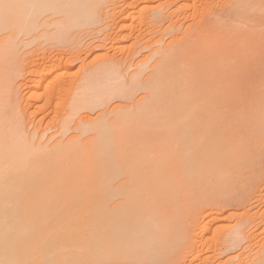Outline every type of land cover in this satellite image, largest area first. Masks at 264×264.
<instances>
[{
	"label": "bare ground",
	"instance_id": "1",
	"mask_svg": "<svg viewBox=\"0 0 264 264\" xmlns=\"http://www.w3.org/2000/svg\"><path fill=\"white\" fill-rule=\"evenodd\" d=\"M117 1L120 0H0V32L4 33L6 29L9 30L8 32L11 31L10 34L4 33L3 35V33H1L3 36H0L4 37L7 35L0 39V264H97L100 260L117 259L122 261L152 262L153 264H156V262H159V264L160 262L164 263V260L170 256V251L177 246L179 242L183 241V235L185 234V214L187 213L185 210L187 209L186 206L191 202L189 195L183 192V188L186 187L183 176L187 174V172L192 171V168L189 169L190 167L188 166L190 164L196 165V171L198 172L202 168L201 166L209 167L214 165L217 171L227 173L230 172V168L234 165L244 166L245 164H251L255 158L260 155L258 151L259 148L261 150L262 144L264 143V90L261 92V87L259 89L258 85L264 84L262 82L264 80V71H262L264 67L257 68L256 65L257 62L260 63V66L264 65V56L262 58L264 51H262V54L258 52L259 55L261 54V58H255L258 55L256 53L255 59L253 55H249L248 51L251 47L258 50L257 46L259 43L257 46L255 44L260 38L262 39L263 36H260L259 40L256 41V38L254 39L251 37L252 32H250V35L248 34L249 29H246V32L242 27L239 29H231L232 23H226V21H229L227 19H229L231 15H229V18H224L226 20L221 19L218 15L214 16L215 19L219 18L214 21L215 24H213L214 22L212 21L214 20L213 17L211 20L209 19L213 22L212 24L209 23V20L207 21L211 26L206 27L204 25V30L202 29L203 32L200 30L199 33L197 32L194 36L192 35V38H195L193 41L190 37V39H187L189 42L191 41V44L186 46L187 44L185 43L188 42H183V44H185L183 47L181 43L183 48L177 51L184 56H180L184 63L180 58L179 61L185 65L186 63L188 65L189 63L192 64L193 70L188 68V65L185 70L183 68V70L176 69L178 73L174 72L172 69L169 70L173 67V62H171L172 67H170V64H168L169 62H167V59H169L167 57L169 55L166 56L162 53L164 58L161 57L162 59L157 61L158 67L154 65L156 71L152 67L155 73L146 78L147 80H144L145 83H143L142 88L148 91L146 92L148 95L146 98L144 97L146 100L144 98L140 100L145 103H143L144 106H141L140 112L143 110L142 113H151L155 108L157 110V107L161 104H169V116H165V121H167V123H165V121H161V124L160 122L157 123L158 119L156 120L157 116H155L153 118L151 117L148 122L142 124L135 122V124L132 125L135 118L133 119L132 116L130 117L131 120L130 118L126 119L130 114L125 116L122 113L123 118L121 117V120H123L124 123V119H126V123L127 120L128 123L130 120L132 123H129L131 126L126 125L128 128L124 130V132L117 128L116 134H114L115 131L113 132V137H116L115 140L112 139L111 136L112 141H107L108 138L105 137V135L110 132V130L109 132L107 130V128L109 129V127H107L108 125L106 126L105 123H101V125L94 126V123H92L93 126L91 127L95 129L97 134L93 139H90L92 141L88 140L89 143L84 141L83 144L82 142L80 144L79 140H76V142H79L73 143L72 140L69 139L70 142L67 141L68 143H64V145L60 146L58 141L56 145H59L57 147L56 145L53 146L54 148L51 150L49 146L47 147L49 150L45 148L49 143H47L45 147H40L41 149L35 148L36 144H31L33 137L26 138V136L30 135H26L27 131L25 128L28 127V125L23 129V124L21 122L23 114L17 112L18 114H22L20 117L17 116L18 114L16 113V111L19 110L16 106L18 103L15 104V101H12L14 99L11 100L10 93H7L8 86L10 88L12 87L11 84H13L10 83V79H12L13 76V78H16L15 72L17 67H14L16 63V55L14 52L17 50L16 47H19V45H17L18 43H16L18 36L21 35V33L29 37L32 35L33 37L29 40L30 43L36 42V40L41 39L47 33L44 32L42 35H37L35 37L36 32L44 27L50 28L51 26H55L52 28L54 31L52 30L46 37V41L56 39V41L59 40L58 42L62 43L65 41V38H61V35H65L64 33L66 31H62L64 33L60 31L64 30V27L65 30H67L73 27H93V25L97 23L100 24L104 20L102 18V13L110 10V7H107L111 2L112 4L114 2L115 5ZM162 1L163 3H159L164 4L166 1V6L164 5L163 7H166L167 10L172 7L171 3H174L173 0ZM204 1L206 2L207 0ZM209 1L211 2L212 0ZM139 2H141V0ZM213 2L215 1L213 0ZM213 2L209 4L212 5ZM124 3L120 2L122 5ZM162 4H160V6ZM167 4H170L171 7L169 5L170 8H168ZM205 4L208 5V2ZM114 5L112 6L114 7ZM229 5H231V2H229ZM256 5H260V7L256 9L260 8L263 10L264 0H237V4L235 2V7H232L231 10L234 11V13L229 12L231 14L236 13L237 16L241 14L243 18L240 17V19H244L247 15L245 14V16L242 14L246 13V9L248 13V9L251 7L252 10L253 6L257 7ZM125 7L126 6L123 8ZM163 7L159 8L163 10ZM229 7L231 8V6H228V8ZM159 8L156 13L152 12L154 13V15L152 14L154 23L155 19L157 21H160L162 18L164 19V10H160V12ZM211 9L208 8V10ZM127 10L128 9H122L120 11L122 13L124 12V17H126V14H129L126 13L129 12V10ZM243 10L245 11L244 13ZM166 11L165 13H167ZM108 12L106 13V17L109 15ZM171 12L174 15L175 11H173V9ZM122 13L121 17L123 16ZM172 13L169 15L171 16ZM177 13L179 14V12ZM215 13L216 12H214V14ZM226 13L228 14V12ZM203 14H205V11ZM48 15H51V19H53V16H61L62 19L59 17L58 20L54 18L55 22L52 23V21V24L46 23L49 21L41 22L44 16ZM212 15L213 14L210 16L212 17ZM233 16L234 15H232V17ZM237 16L231 17L230 21L239 24V21L237 20V22L235 18ZM47 18V20H49V17ZM143 18L144 16L141 19ZM200 18L202 19V17ZM150 20H152V18H150ZM217 20H220L219 22L223 20L225 26L226 24L231 26L224 27L222 25L223 22L218 23L220 24L218 25L216 24L218 22ZM60 21L62 22V26L59 27V29L56 27L59 26L58 23ZM250 21L252 20L250 19ZM254 21H256V19ZM150 22L147 23L149 24ZM56 23L58 26L54 25ZM106 26L110 27L109 24ZM249 26L251 27L252 25L249 24L248 27ZM196 27L197 26H195V28ZM257 27L258 25L256 28L253 27V31L254 28L257 30ZM12 30H15V33L12 32ZM105 30H107V28ZM193 32L195 33L194 30ZM254 32L253 34L255 35ZM259 32L261 35V31ZM33 33L35 34L33 35ZM56 36L58 37L56 38ZM163 39L164 38H162L161 43H163ZM113 40H115V38H113L112 41ZM156 41H158V39L153 42ZM159 41H161V38ZM170 43L172 44V42ZM262 43L264 45V41ZM259 47H261V45ZM170 48L168 49L167 47V52L169 50L171 51ZM249 52L251 53L252 51ZM179 54L177 55L179 56ZM11 56H14V58ZM191 57H194V59L191 60ZM11 59L14 60V64L10 67V62H13ZM185 59L186 61H184ZM175 60H178V58H175ZM68 61H70V59ZM113 61L115 60L113 59ZM113 61H109V63L105 62L106 64H103V70L97 67L94 71L92 70L96 74L92 71L88 72V70L82 72L80 75L78 74L80 78L75 81V88H72L73 91H75V96L73 95V97H75V103L72 104V109H81V107L89 108L92 104L93 107H97V105L102 102L100 91L95 88L96 80H98L96 75H107L109 77L112 71H114L113 76H117V68L114 69V65L116 64ZM142 61H140V63ZM110 63L114 64L113 68L110 67L112 66ZM46 66L47 65H44V63L40 65L37 60H32L29 68L31 67L30 69L34 70H29V75H32L31 72H35L34 74L37 76L33 75L38 79H32L33 84L31 86H26L24 83L25 86L29 87L31 89L30 91H32V93L30 92L29 100L31 98L34 99L38 94L40 95V93H37V90L46 82L43 79L46 75H44V73H46ZM57 66L58 65H55V67ZM184 68L186 67L184 66ZM7 69H9V73ZM18 69L20 70L19 67ZM12 71L14 74L10 73ZM166 71H169V74H167ZM27 72L25 73L28 74ZM115 72L117 74H115ZM140 72H138L139 75ZM25 73L23 72L22 74ZM51 73L53 74V72ZM175 73L181 77H178V75L176 76ZM9 74L13 75L10 77ZM139 75L138 77L136 75V77H132L133 80H138V78L141 77ZM24 76V79L28 78L26 77L27 75ZM118 78L119 77H117V79ZM55 83L54 81L51 82L52 85ZM56 84L57 85L53 87L50 85L52 88H50L49 85H47V87L59 92L58 89L60 86L58 87V82ZM122 87L117 86V88ZM122 90L124 89H121V91ZM138 90L140 89L138 88ZM179 90L183 91L186 97L181 104V106L185 108L183 111L181 110L183 114H180V121L183 128V132L180 130L182 134L179 131L180 136L173 133L176 129H173L175 124L172 126V115L170 116L174 111L171 110L173 109L172 107L176 108L177 104L169 103L171 97H174V94L176 95ZM14 93L16 95L15 90ZM248 95L249 97H247ZM50 96L49 98L51 99ZM91 97L95 98L93 102L91 101ZM143 99L148 102L146 103ZM74 100L70 101L73 102ZM13 103L15 106H13ZM221 104L227 105L228 108L231 107L229 113L233 111V108H238L243 104L241 109L242 107L248 109L249 113L246 114H250V117L248 119L247 115L248 125L244 123V119H241L243 122L240 121L247 126V128L244 126L246 128V132L244 136H242L244 138H241L239 141L240 138H237L239 135H236L237 139L233 138L234 142L231 140L232 138L227 139L229 141L226 143L229 145L224 150V160L226 161L222 159L220 163L214 164L213 162L205 161L211 156L213 158L216 156L215 150H211L209 147L223 144L225 141L223 136L227 138L228 135L226 133L228 126L224 124V120V123H222L219 120V116H216V111H219V108L222 110ZM225 105L222 106L225 108ZM236 105L238 107H235ZM14 107L16 108L13 109ZM178 107L179 104L177 105V108ZM238 109H240V107ZM165 110L167 111V109ZM223 111L220 112V115H222ZM235 111L238 110L235 109ZM156 113L158 114V112ZM224 114L225 113H223L222 116H225ZM232 116H234V114ZM245 116L246 115H244L243 118H246ZM230 117H226V121L227 118L229 119ZM20 118L22 119L20 120ZM233 120L235 121L234 118ZM233 120L231 119L232 123ZM115 121L118 123V119ZM115 121L112 122V126L117 124ZM122 122H120V124H122ZM231 125L230 123V126ZM30 126L31 125H29V127ZM177 126L179 125L177 124ZM117 127H119V123ZM177 128L180 129V126ZM24 131L26 133H24ZM233 131L235 130L233 129ZM119 132L120 134H118ZM111 134L110 132V135ZM33 135L35 138V134ZM30 139L31 141L29 142L28 140ZM76 139H79V137ZM173 143L181 145V151L179 153L171 148L170 145ZM38 144L41 145V143ZM251 145H255V148L259 147L258 151H256L257 149L255 150L254 147H251ZM255 151L259 154L257 155ZM255 163L258 164V162ZM186 169L189 170L185 171ZM116 180L119 182L115 184ZM215 184H218V182H215ZM222 212L223 211H221V214ZM219 213L220 211L216 214L217 217H212V221L210 220L208 223L211 224V222L217 221V218L220 216ZM245 215L247 214H244V218H246ZM247 218L249 219V216H247ZM201 222L203 223V220ZM243 223L245 224V220ZM204 224L206 225L207 223ZM209 224L208 226H210ZM205 225L204 227L202 226L203 230L201 229L200 231H207ZM243 225L241 224V226ZM189 228L190 227L187 228V231ZM240 229L241 228H237L233 230V232L230 231L228 235H226V239L233 242L237 241L244 233V231ZM236 233L239 235H236ZM246 234L247 233H245V236ZM249 235L250 238L248 239L251 240L253 237L251 238V233L248 234V236ZM64 239L70 240V243L76 241V243H72V246L77 247L79 250L73 248L75 251L69 249L71 251L69 253L60 252L61 249L66 248V246L60 244L62 243L60 240ZM185 241H187L186 238L182 243L185 244ZM65 243L66 242H64V244ZM204 243L205 241L203 245ZM259 248V252H256L258 255L254 257L255 259L253 258V261L251 259V262H253L252 264H264V242L261 243ZM241 254L239 253L238 256ZM242 257L243 259L245 258V256H241V258ZM87 259L91 260V263H85L86 261L84 262V260ZM207 260L204 259V261ZM242 260L241 263L240 259L238 262L240 264L246 263V261L242 262ZM207 263L211 262L207 261L204 264ZM246 264H249V262Z\"/></svg>",
	"mask_w": 264,
	"mask_h": 264
},
{
	"label": "rangeland",
	"instance_id": "2",
	"mask_svg": "<svg viewBox=\"0 0 264 264\" xmlns=\"http://www.w3.org/2000/svg\"><path fill=\"white\" fill-rule=\"evenodd\" d=\"M139 1L133 0V2H134L133 3L132 0H130V1L129 0L128 1H125V0L121 1L120 0V1H117L115 3V5L117 7L114 5V2H113V4L111 2L110 3L111 5L109 4L110 6L108 5V7H107V8L110 7V10H108L109 12L107 11L110 16L108 15L107 16L108 18H107L106 17L107 12H103L102 18L104 20H103V22L101 21L102 22V23H100L101 25L97 23L99 26L96 24V25H93V27L92 26H88V27L84 26L83 28H81V26H80L78 28H76V27L75 28L73 27L71 29L68 28L67 30H65V27H64V30L60 31L61 33H64L62 31H66L64 33L65 35H63V34H62L63 36L61 35V38L62 37L65 38V41L62 43L58 42L59 41L58 39H57L58 41H56V39H52L51 41H49V40L46 41V39H47L46 37L48 36L49 33H51L52 30L54 31V29H52V28H54L55 26L54 27L51 26L50 28L44 27V28H41V30H39L38 32H36V34L33 33V35L35 34V37H36L37 35L40 36L44 32H47L46 35H44L41 39L36 40V42L34 41V42L30 43L29 40L31 39V37H33L32 35L29 37L26 34H23V35H22V33H21V35L18 34L20 37L18 36L16 43H18L17 45H19V47H16L17 48V50L15 51L16 53L14 52V54L16 55V56L14 55L16 58L15 59L16 63L14 65V67L15 66L17 67V68L15 67L16 68V72H15L16 78H13L14 77L13 76L12 77L13 80L10 79V83H13V84H11L12 87H10L12 90L8 86V92L7 93L8 94L10 93L11 100L14 99L12 101L13 102L15 101L14 102L15 104L18 103V104H16V106H17V109L19 108V110L16 109L17 110L16 113L17 112L22 113L23 116H22V114H18V113H17L18 114L17 116L23 117V119L20 118V120L22 119L21 122L23 124V129L25 128L26 125H28V127L25 128L27 133L25 131H24V133H26V135L30 134L29 136H26V138H29V137L32 138L33 137L32 141H31V139L28 141L29 142L31 141L32 145H33V143H34V145L36 144L35 148H40V147L42 148V146L45 147L46 144L49 143V144H47V146L45 148L48 149L47 147L49 146V149L51 150L52 148H54L53 146L56 145V142L59 141L60 146H61V145H64V143H68L67 141H69V139H71L73 143H77L79 141H80V144H81V142L83 144L84 141H87V143H89L88 140L92 141L90 139H93V137L96 136V134H97L95 129H93V127H91V126H93L92 123H94V126L101 125V123L102 124L105 123L106 126L108 125L107 127H109V129L107 128V130H108V132L110 130V132L112 134L110 135V132H109L105 135V137L108 138V139L106 138L107 141H110V140L112 141V139H114V140L116 139V137L115 138L113 137V132L115 131L114 134H116L117 128H118V130L124 132V130H126L128 128L127 126L130 125L129 123H132V121H130L131 120L130 117H132V116H133L132 118L133 119L135 118V120H136V121L134 120L132 125H134L135 122L141 123V124L148 122L151 117L153 118L155 116H157L156 120L158 119L157 123L160 122V124H161V121H163V122L165 121V119H166L165 116H167V115L169 116V111H168L169 104H167V105L161 104L159 107H157V110H156V108H155V110H153L155 113L153 111L151 113H149V112L142 113L143 110L140 112V110H141L140 108L144 103L140 100H142V98H144V97L146 98L148 95V93H146L148 91H146L145 89H144L145 90L144 91L142 86H143V83H145L144 80H147L146 78L152 76L151 74L155 73L154 70L156 71V69H155L156 67L154 68V65H157V67H158L157 61L164 58L163 54H165L166 56L169 55L167 58H169V59L171 58L170 60L167 59L168 60L167 62H169L168 64H170V67H172L171 62H173V67L170 68L169 70L172 69L174 72H176V69H182V68L184 70L187 69L188 64L187 63H186V65L182 64L183 61L181 60L182 57L180 58V56H183V55L179 54V52H178L181 48L184 47L185 44H187L186 46L191 44V41L189 42L187 39L192 38V35L194 36L195 34H197V32L199 33L200 30H202V29L204 30V25L206 27L211 26L210 24H208L207 21L209 19L211 20L216 15L220 16V18L223 20H226L224 18H227V17L229 18V15H231V17H232V15L237 16L236 13H235L236 15L230 13V12L234 13V11H231V10H232V7L233 8L235 7L234 6L235 2L237 4V0H235V1H233V0H229V1L228 0H214L215 2H213V0H212L211 1V2H213L212 5L209 4V3H211L209 0H207L206 2L204 0H176V1L173 0L174 3H171L172 7L170 4H167L168 8L171 7L168 10L166 7L165 8L163 7L164 5L166 6L165 0H164L165 1L164 4H162L163 3L162 0H156L157 2L155 0H147L148 2L144 1V0L143 1L141 0V2H139ZM170 1H172V0H170ZM120 2L121 3L125 2V3L122 5V4H120ZM126 2L128 5L129 4L130 5L128 6L126 4ZM159 2H162V3H159ZM207 2H208V5L210 7L207 4H205ZM229 2H231V5H229ZM167 3H168V1H167ZM135 4L137 7L135 6ZM160 4H162V5L160 6ZM112 5H114V7ZM157 5H158V7H157ZM169 5H170V7H169ZM260 5H258V6L256 5L257 7L253 6L252 10H251V7L250 8L247 7V8H249L248 13H247V9H246V13H244L245 11L243 10L244 14H242V15H245V14L247 15V16L245 15L246 17H244V19H240V17L243 18V16H241V14H238L239 17L237 16L235 18H236V21L237 20L239 21V24L238 23L236 24V22H231L230 21L231 17L229 19H227L229 21H226V23L227 24L232 23L231 24L232 27H230L231 25H227V24L225 26V22H223V20H221V22H219L220 20H217L218 22L216 21L217 22L216 24L223 22L224 24L222 23V25L224 27H230L231 29L232 28L233 29H239L242 27V29H244L245 32L248 29L249 30L251 29L250 31L248 30V34L250 35V32H252L251 37L254 39L256 38V41H258L260 36H263V38H264V34H263V32H264V9L263 8L264 7L262 8L263 10H261L260 8L256 9V8L260 7ZM124 6H126V7L123 8ZM228 6H231V8L230 7L228 8ZM159 7L160 8L163 7L164 11L162 9H160ZM205 7H206V9H205ZM113 8L114 9L116 8V9L114 10ZM158 8H159V11L161 10L164 12V14H163L164 19L162 18L160 21L159 20L157 21L155 19V23H154L153 22L154 17L152 16V14L154 15V13H152V12L156 13L158 11ZM208 8L209 9L212 8V9L208 10ZM122 9H128L129 12H126V11L125 12L129 13L130 15L126 14V17H124L125 16L124 12L123 13L120 12ZM172 9H173V11H175L174 15L171 12ZM143 10H144V13H143ZM116 11H117V13H116ZM165 11L167 13H165ZM201 11L203 13L205 11V14H203ZM170 12L172 13L171 16L169 15V14H171ZM177 12H179V14ZM214 12H216V13L214 14ZM226 12H228V14ZM104 13H105V16H104ZM121 13L123 14L122 17H121ZM149 13H151V14H149ZM211 14H213L212 17L210 16ZM167 15H169V16H167ZM50 16L51 15L44 16V18L41 20V22L49 21L46 23H51L53 21L52 23H54L55 19L58 20L59 18H61V16L60 17L56 16L57 18L53 16V19H51ZM138 16L139 17L144 16V18H143L144 20L141 19L142 17L139 18ZM149 16H150V18H152V20H150ZM47 17H49V20H47L48 19ZM104 17H106L109 20H107ZM172 17H174V18H172ZM200 17H202V19ZM147 18L149 19V21ZM166 18H168V19H166ZM105 19L107 20V23H106ZM139 19H141V20H139ZM216 19H219V18H216ZM216 19L214 17V20H212V21L214 22ZM239 19L242 21H240ZM250 19L252 21H254L256 19L258 24L256 21H254V22L250 21ZM146 20H147V22H150V21H152V22H150L148 24L146 22ZM109 21H110V23H109ZM212 21H210L209 23L212 24L213 23ZM60 22L58 23L59 26L57 25V23L54 24V25L58 26L56 28H59L62 26V22L61 23ZM205 23H207V24H205ZM233 23L235 24V26ZM248 23L250 25H252L251 27L249 26L250 28L248 27V25H249ZM102 24L105 26V28ZM108 24L111 28L106 26ZM213 24H215V22ZM218 25H220V24H218ZM238 25H240V26H238ZM257 25H258L257 30H255ZM195 26H197V27L195 28ZM259 26H261V27H259ZM253 27H255L254 31H256V32L253 31ZM106 28H107V30H105ZM227 29H229V28H227ZM193 30L195 31V33L193 32ZM203 30L201 32H203ZM5 31L7 32V33L4 32L5 34H8V33L10 34V32H11V31L8 32L9 30H7V29ZM164 31H165V33H164ZM187 31H190V32H187ZM259 31H261V33H262L261 35H260ZM12 32L15 33V30H12ZM147 32L150 34H148ZM253 32L255 33V35L253 34ZM1 33H3V32H0V36L2 35ZM4 33H3V35H4ZM186 33H187V35H186ZM188 33H189V35H188ZM6 36H4V37H6ZM58 36H60V35H58ZM58 36H56V38ZM256 36H259V37H256ZM4 37H0V39H2ZM113 38H115V40L112 41ZM149 38L150 39L152 38V39L150 40ZM160 38H161V41H159ZM162 38H164L163 43H161ZM263 38L262 39L260 38V40L257 43L255 42L256 46L258 43L261 45V47H259L260 45L258 44V46H257L258 50H256V48L254 49L252 47L249 48L250 50L248 49L249 51H252L251 53L248 51V53H249V55H253V58L257 54L258 55L255 58H258V57L261 58V54L263 53L262 51H264V45L262 43L264 41ZM59 39H60V37H59ZM117 39H119V40H117ZM157 39L160 43L158 41H156V42H158L159 44L156 42H153ZM193 39H195V38H192V41H193ZM176 40H178V41H176ZM260 41H261V43H260ZM170 42H172V44ZM183 42L184 43L188 42V43L183 44ZM151 43H152V45H151ZM181 43L183 44V47L181 46L182 45ZM167 47H168V49L171 47L170 48L171 51L169 50L170 52L169 51L167 52V50H168ZM162 49H164L166 51H164ZM258 52H260L261 54L259 55ZM159 54H162V55H159ZM177 54H179V56ZM263 54H262V58L264 56ZM172 55H174V56H172ZM14 56H11V57L14 58ZM21 57H22V60H21ZM175 58L176 59L178 58V60H175ZM179 58L182 61L181 63L179 61ZM191 58H192L191 60L194 59V57H191ZM69 59H70V61H68ZM113 59L115 61H113ZM11 60L13 62L12 63L10 62V65H9L10 67H11V65L14 64V60L13 59H11ZM32 60H34V61L37 60L38 64H40V65H43V63H44V65H47L45 67L46 73H44V75L45 74L46 75L43 77L44 81H46V82L45 83L43 82L44 84L41 86V88H39V90H37V93H40V95L38 94L37 97H35L34 99L31 98L29 100V95L32 93V91H30L31 89L29 87H26V86H31L33 84L32 79L35 80V78H37V77H35V76H37L34 74L35 72H31L32 75L31 74L29 75V70L30 71L34 70V69H30L31 67L29 68ZM191 60H190V62H191ZM259 60H262V59H259ZM109 61H111V62L113 61L117 65L116 66L113 63H110L112 65L110 67L113 68V65H114V69L117 68L118 75L113 76L114 71H112V74L109 77L107 75L106 76L96 75L98 80H96L97 82L96 83L94 82V83H95V88L99 89L100 94H101V101L102 102L101 103L98 102L100 105L96 104L97 107H93L92 102L95 98L91 97L92 98V100H91L92 102L90 101L92 104L91 107H89V108L81 107V109L76 108L77 110L75 108L72 109L71 106H73L72 104L75 103V100H74L75 97H73V95L75 96V93H74L75 91H73V89L75 88L74 84H75V81H77L78 78H80L79 75L82 74V72L87 71V70H88V72L92 71V70L94 71L96 67L98 69L103 70L102 69L103 66L106 63H109ZM140 61H142V62L140 63ZM184 61H186V59ZM17 64H18V66H17ZM55 65H58V66L55 67ZM183 65L186 68H184ZM141 66H142V68H141ZM188 66H189L188 68H190V69L193 68L192 64H190V63ZM18 67L20 68V70L18 69ZM152 67L154 68V70L152 69ZM256 67L257 68H259V67L263 68L264 65L260 66V63L257 62ZM256 67H255V69H256ZM174 68H175V70H174ZM8 70L9 69H7V71ZM17 70H18V72H17ZM167 70H168V68H167ZM13 71H14V68H13ZM13 71L10 73H13ZM22 71L24 73L28 71L27 72L28 74H26V73L22 74L23 73ZM96 71H98V70H96ZM262 71H264V68L262 69ZM51 72H53V74ZM138 72H140V75L138 74ZM8 73H9V71H8ZM93 73H95V72H93ZM117 73L115 72V74H117ZM166 73L169 74V71H166ZM176 73H178V72H176ZM13 74H11V75H13ZM84 74H86V73H84ZM170 74H171V72H170ZM179 74H180V72H179ZM11 75H10V77H11ZM24 75H27L26 77H28V78L24 79V77H25ZM135 75L137 77H138V75L141 77H139L138 80L137 79L133 80V78L136 77ZM177 75L178 74H176V76ZM98 77H100V78H98ZM114 77H116V78H114ZM117 77H119V78L117 79ZM178 77H181V76L178 75ZM106 78H108V79H106ZM54 79L57 81H55ZM131 79L133 82L131 81ZM237 80H239V79H237ZM48 81H51V82L54 81L56 83L58 82V87L60 86V88L58 89L59 92L54 91L53 89H50L54 85H57V84L55 83L54 85H52L51 82H48ZM59 82L62 84H60ZM262 82L264 83V80ZM24 83L26 84V86ZM129 83H131V84H129ZM141 83H142V85H141ZM132 84H133V86H132ZM47 85H49L50 88L47 87ZM61 85H62V88H61ZM262 85H263V87H262ZM262 85H260V86L258 85L259 89L261 87V89H260L261 92L264 90V84H262ZM117 86L118 87L123 86V87L117 88ZM115 87L117 88V90L119 89L120 91L119 90L117 91ZM136 87H138L140 90H138V88H136ZM13 89L15 90L16 95H15ZM121 89H124L125 91L124 90L121 91ZM9 90L12 92L13 95L11 94V92ZM55 92H56V94H55ZM13 96H15V97H13ZM49 96L51 97V99L49 98ZM247 97H249V95ZM185 98L186 97H185L184 92L179 90V92H177L176 95L174 94V97H171V99L169 101L170 104L171 103L177 104V105L179 104L178 108H177V105H176V108L172 107L173 109H171V110H174V111L170 114V116L172 115L171 116L172 126L175 124V126H173V129H176L175 131H177V132H179L180 130H182V132H183L182 123L180 121V118H181L180 114L181 115L183 114L182 111L185 108L184 106L183 107L181 106V104ZM26 100H28V101H26ZM70 100L71 101L74 100V101L71 102ZM25 102H29V103H25ZM145 102L147 103L148 101H145ZM14 103H13V106H15ZM222 105L224 106L225 104H221L222 110L219 108V111H216L217 112L216 116H219L220 122H222V123L225 122L224 124L228 126L227 132H226L228 135H227V138H225L223 136L225 143L223 142V144H221V145L217 144V145L209 147V149L215 150L216 156H215V158H213L211 156L205 161L213 162L214 164L220 163V161L222 159L224 160V158H225L224 150L229 145V144L227 145V143L229 141L227 139L232 138L231 140L234 142V139L240 138L239 139V141H240L241 138H244L242 136H244V133L246 132V128H247L246 125H248L247 115H248V119L250 117V114H246V113H249L248 109H245L243 107L241 109V106H243V104L242 105L238 104V105H240L239 106L240 109H238L239 107L236 105L235 107H238V108H233V111H231L232 114L229 113L230 112L229 109L231 107L228 108L227 105H225V108H224ZM231 105H233V104H231ZM18 106H20L21 109ZM94 106H95V104H94ZM15 108L16 107H14L13 109H15ZM165 109H167V111ZM235 109L238 111H235ZM223 110H225V111H223ZM222 111H223V113H225L224 114L225 116H222L223 113H222V115H220L221 114L220 112H222ZM156 112H158V114L160 115V118ZM122 113L125 116H128L130 114L129 117H127V118L124 117L126 119L130 118L129 123H128V120L126 123V119H124L126 124L124 123L123 120H121V117L123 118ZM160 113H162V114H160ZM29 114H30V116H29ZM227 114H228V116H227ZM233 114H234V116H232ZM244 115H246L245 116L246 118H243ZM118 116H120V117H118ZM226 117H230V118L229 119L227 118V121H226ZM232 117L235 119L236 122L233 120ZM117 119H118L119 127H117L118 123L115 121ZM160 119H162V120H160ZM231 119L233 120V123L235 122L234 124L232 123ZM241 119H244V121H245L244 123H247V124L244 125V123H242L243 120H241ZM223 120H224V122H223ZM30 121H31V123H30ZM113 121H115L117 123L115 126L111 125ZM240 121H242V122H240ZM23 122H25V123H23ZM120 122H122V124H120ZM90 123H91V125H90ZM165 123H167V121H165ZM230 123L232 124L231 126H230ZM123 124H124V126H123ZM162 124H164V123H162ZM177 124L180 126V129L177 128V127H179V126H177ZM29 125H31V126L29 127ZM115 127H116V129H115ZM233 129L235 131H233ZM175 131L173 133L180 136L181 131L179 133H177ZM182 132H181V134H182ZM33 134H35V138H34ZM118 134H120V132ZM236 135L237 136L239 135V136L236 138ZM111 136H112V139H111ZM78 137H79V139H76ZM61 139H63V140H61ZM76 140H79V141L76 142ZM38 143H41V145ZM58 145H56V147ZM222 145H223V147H222ZM170 146H171V148L175 149V151L177 153H179L181 151V149H180L181 145L180 144L173 143ZM251 147L255 148V145L254 146L251 145ZM263 147H264V143L262 144L261 150L259 147L255 148V150L257 149L256 151H258V148H259L258 152H260V155L255 158L253 163H251L252 165L251 164H245L244 166H240V165L235 166L234 165L232 167L233 169L230 168V170H229L230 172H227V173L217 171L214 168V165L209 166L210 168L208 166H205V167L201 166L202 168L198 172L196 171V167H197L196 165L190 164L188 166V167H190L189 169L192 168V171L187 172V174H185L183 176V179L185 181L184 183L186 184V187L183 188L184 189L183 192H185L187 195H189L191 202H189L190 206L189 205L186 206L187 209L185 210V211H187V213L185 212L186 213L185 214L186 215L185 221L187 222V223L185 222V225H184L186 227V228L184 227V233L185 234L183 235V241L179 242V244L177 246H175L170 251V256L164 260L165 262L164 261H163L164 263L160 262V264L161 263L162 264H204L207 261H209L213 264H236V263L238 264L239 259H240V263H241V260L243 259V257L241 258V256H245L244 259H246V260L243 259L242 262L246 261V263L249 262V264L253 263V262H251V259L253 261V258L256 255H258V253H256V252L258 250H260L259 247H260L261 243L264 242V148ZM258 152H256L257 155L259 154ZM224 161H226V160H224ZM255 162H258V164ZM223 163H226V162H223ZM189 169H186L185 171H188ZM118 182L119 181L116 180L115 184ZM215 182H218V184H215ZM219 211H220V213H219L220 216L218 217L219 219L217 218V221L211 222V224H209L208 222H210L211 218L217 217L216 214ZM221 211H223L222 214H221ZM215 212H217V213H215ZM243 213L247 214V215H245L246 218H244ZM242 214H243V216H242ZM247 216H249V219L247 218ZM250 217H252V218H250ZM201 219L203 220V223L201 222L202 221ZM243 219L245 220V224L243 223L244 222ZM198 223L201 225H199ZM204 223H207V224L205 225ZM208 224L210 226H208ZM241 224L242 225L244 224V225L241 226ZM204 225H205V228H207L206 232L200 231L201 229L203 230L202 226L204 227ZM188 227H190V228L187 231ZM237 228L238 229L241 228L240 230L244 231V233L242 234V237L239 238L237 241H234V242L228 241L226 239V235H228V233L230 231L233 232V230H235ZM245 233H247L246 236H245ZM250 233H251V238L253 237L251 240L248 239V238H250V235L248 236V234H250ZM252 233H254V234H252ZM236 235H239V234L236 233ZM184 236H186V237H184ZM185 238L187 239V241H185L186 243L184 244L182 242H184ZM60 241H62V243H60V244H62V246H66V248L61 249L60 252L69 253L73 250L75 251V249L79 250L77 247L72 246V243H76V241H72V243H70L71 241L67 240V239L60 240ZM63 241L66 243L64 244ZM204 241H205V243L203 245ZM67 242H69V243H67ZM58 244H59V241H58ZM67 244H68L69 248L67 247ZM180 244H181V246H180ZM73 248H75V249H73ZM64 250H65V252H64ZM84 250H85V248H84ZM242 251L244 252V254ZM239 253L240 254L242 253V254L238 256ZM232 257H233V259H232ZM234 257H235V259H234ZM204 259L205 260L209 259V260L204 261ZM247 259H248V261H247ZM87 260H84V262L86 261L85 263H87V262L91 263L90 262L91 260H89V259H87ZM256 260H257V257H256ZM100 261H98L97 264H153L152 262L151 263H149V262H136V261H131V260L122 261L119 259H117V260H100ZM211 263H207V264H211ZM246 263H242V264H246ZM156 264H159V262L158 263L156 262Z\"/></svg>",
	"mask_w": 264,
	"mask_h": 264
}]
</instances>
